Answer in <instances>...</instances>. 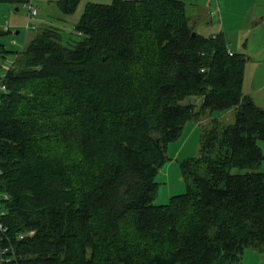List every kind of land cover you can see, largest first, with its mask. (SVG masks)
Wrapping results in <instances>:
<instances>
[{
    "label": "trees",
    "instance_id": "trees-1",
    "mask_svg": "<svg viewBox=\"0 0 264 264\" xmlns=\"http://www.w3.org/2000/svg\"><path fill=\"white\" fill-rule=\"evenodd\" d=\"M55 2L63 22L80 0ZM34 24L1 78L0 264L264 257V108L245 93L247 53L199 32L185 0L88 1L70 39ZM229 109L232 123L211 117ZM204 118L180 162L186 190L154 203L169 143Z\"/></svg>",
    "mask_w": 264,
    "mask_h": 264
},
{
    "label": "rangeland",
    "instance_id": "rangeland-1",
    "mask_svg": "<svg viewBox=\"0 0 264 264\" xmlns=\"http://www.w3.org/2000/svg\"><path fill=\"white\" fill-rule=\"evenodd\" d=\"M88 1L107 3L110 0H80L72 14H68L66 16L64 14L65 17L63 22L58 20L56 17L58 7L55 0H32V2L38 8L39 13L37 16L32 17L30 22L31 24L38 23L39 20L49 18L51 21L56 23L55 25H60V27L63 28L65 39H70V37L76 38L77 35L74 32V25L78 21L85 3ZM191 1L192 0H185L187 5ZM205 6H207V4H205ZM202 7L203 9H206L204 8V5H202ZM27 11V7H25L24 4H20L17 8V6H14L10 3H0V28L3 25H8L10 28V31L0 34V43L3 44L6 50L11 51L0 54V81L6 69L10 67L14 58V52L12 51L20 50L24 42L33 34L32 29L28 32H26L25 29V24L27 22ZM187 11L190 15L191 10L188 8ZM241 11H243V7ZM216 13L217 12H213L212 10L213 15ZM198 14L202 15V18L209 16L206 15L207 13L205 10L198 12L197 15ZM194 17L195 19L192 18L193 22L195 20L198 22L199 20H202L198 19V16ZM217 17L218 14L214 16V22L216 24H218ZM194 23L196 24V22ZM209 28L208 26L200 25L197 27L198 31L204 34H207L208 31H210ZM16 31L18 32L16 33ZM232 47L235 48L234 44H232ZM249 70H251V68H249ZM192 99L194 102H198L199 100L197 97H193ZM211 117H218L225 123H232L234 120V112L232 109L225 111L214 110L211 112ZM207 120L208 118H204L201 123L195 121L187 122L183 128L182 134L177 139L169 143L167 150V155L169 158L164 163H162L155 176V180L159 182V187L157 195L154 199V203L165 204L169 201V197L171 195L178 194L186 190V180L181 173L180 162L186 157L197 156L200 147L202 127L205 123H207ZM236 170L242 171V169ZM259 170L264 171V160L261 162ZM244 264H256V261L255 259L251 260L250 262L244 261Z\"/></svg>",
    "mask_w": 264,
    "mask_h": 264
},
{
    "label": "crops",
    "instance_id": "crops-1",
    "mask_svg": "<svg viewBox=\"0 0 264 264\" xmlns=\"http://www.w3.org/2000/svg\"><path fill=\"white\" fill-rule=\"evenodd\" d=\"M188 8L191 19H195L194 16L202 19L194 21L198 27H210L207 35L223 32L231 49L247 53L249 61L245 69V93L264 108V0H192ZM202 10L209 16L202 18V15H197ZM212 10L217 13L213 15ZM217 14L218 24L214 22ZM245 258L249 262L255 259L256 264H264V257L250 250L245 252Z\"/></svg>",
    "mask_w": 264,
    "mask_h": 264
},
{
    "label": "built area",
    "instance_id": "built-area-1",
    "mask_svg": "<svg viewBox=\"0 0 264 264\" xmlns=\"http://www.w3.org/2000/svg\"><path fill=\"white\" fill-rule=\"evenodd\" d=\"M24 6L27 7V22L25 24V29L26 32H28L29 30H33L36 29V25L34 23L31 24L30 20L32 17H35L38 15V8L36 7V5L32 2V0H28V2L24 3ZM5 28H7V26H5ZM6 91V85L5 83L1 80L0 81V92H4ZM1 209V206H0ZM2 213V209L0 214ZM4 227L0 222V230H3Z\"/></svg>",
    "mask_w": 264,
    "mask_h": 264
},
{
    "label": "water",
    "instance_id": "water-1",
    "mask_svg": "<svg viewBox=\"0 0 264 264\" xmlns=\"http://www.w3.org/2000/svg\"><path fill=\"white\" fill-rule=\"evenodd\" d=\"M18 31H16V33H17Z\"/></svg>",
    "mask_w": 264,
    "mask_h": 264
}]
</instances>
